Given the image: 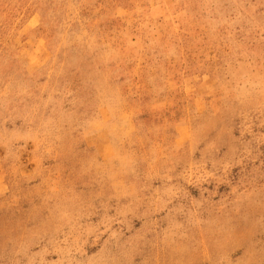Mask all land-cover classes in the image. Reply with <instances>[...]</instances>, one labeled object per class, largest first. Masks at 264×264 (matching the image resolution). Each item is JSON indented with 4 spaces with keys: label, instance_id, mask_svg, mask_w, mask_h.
I'll return each instance as SVG.
<instances>
[{
    "label": "rangeland",
    "instance_id": "374dc122",
    "mask_svg": "<svg viewBox=\"0 0 264 264\" xmlns=\"http://www.w3.org/2000/svg\"><path fill=\"white\" fill-rule=\"evenodd\" d=\"M0 264H264V0H0Z\"/></svg>",
    "mask_w": 264,
    "mask_h": 264
},
{
    "label": "crops",
    "instance_id": "0c3cea01",
    "mask_svg": "<svg viewBox=\"0 0 264 264\" xmlns=\"http://www.w3.org/2000/svg\"><path fill=\"white\" fill-rule=\"evenodd\" d=\"M154 127H156V125L155 126H153V128ZM152 128V129H153ZM130 144V142L129 141H123V142H121V143H119V144H116V145H114L113 147H115V148H117V149H120V148H125L126 146H128Z\"/></svg>",
    "mask_w": 264,
    "mask_h": 264
}]
</instances>
